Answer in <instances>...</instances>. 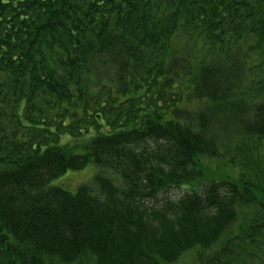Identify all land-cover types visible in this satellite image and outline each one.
<instances>
[{"label":"trees","instance_id":"1","mask_svg":"<svg viewBox=\"0 0 264 264\" xmlns=\"http://www.w3.org/2000/svg\"><path fill=\"white\" fill-rule=\"evenodd\" d=\"M192 250L264 264V0H0V264Z\"/></svg>","mask_w":264,"mask_h":264},{"label":"rangeland","instance_id":"2","mask_svg":"<svg viewBox=\"0 0 264 264\" xmlns=\"http://www.w3.org/2000/svg\"><path fill=\"white\" fill-rule=\"evenodd\" d=\"M226 135V134H225ZM69 139L66 135L64 136V140ZM221 162V161H220ZM208 170L206 178H213V179H227L229 176H226L223 173H219L218 170L220 165H217V161H207ZM223 165V164H222ZM98 167L94 162L88 163L84 168L81 169H69L65 173L61 174L60 176L52 179L51 183L55 185L62 186L70 191L75 192L81 183H84L90 180L93 175L97 172ZM215 172V173H214ZM218 173V174H217ZM207 180V179H205ZM191 188V185H184V187H173L174 197H179L182 192L186 191L187 189ZM193 250L188 251L184 254L177 262V264H192L194 262L195 255H193Z\"/></svg>","mask_w":264,"mask_h":264}]
</instances>
